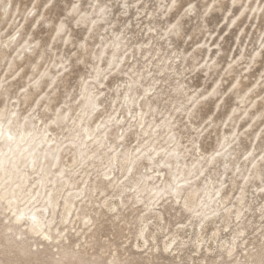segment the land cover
Here are the masks:
<instances>
[{
  "label": "rangeland",
  "instance_id": "obj_1",
  "mask_svg": "<svg viewBox=\"0 0 264 264\" xmlns=\"http://www.w3.org/2000/svg\"><path fill=\"white\" fill-rule=\"evenodd\" d=\"M14 117L0 264H264V0H0Z\"/></svg>",
  "mask_w": 264,
  "mask_h": 264
},
{
  "label": "bare ground",
  "instance_id": "obj_2",
  "mask_svg": "<svg viewBox=\"0 0 264 264\" xmlns=\"http://www.w3.org/2000/svg\"><path fill=\"white\" fill-rule=\"evenodd\" d=\"M15 120L16 117H14L11 120V123L7 126H3V124L0 122V180L4 176H6V178L11 180L12 182L15 181L17 178L19 180L20 186L24 187L27 182L28 175L26 173L18 172V169L13 164L8 169H6L7 161L5 159V156L8 155V153L13 154L15 150L18 151L19 155H21L23 159H26L27 161L26 164L28 165L27 167L30 168V170H32L39 163L38 161L39 159L44 158V156L45 157L49 156L51 155V153L53 155V151H55V147L53 145H49L51 143V139L48 138L46 139L45 135H43L37 143L34 141L35 137L38 134L34 136H30V134H33L35 130L32 127L33 126L32 122L26 123L24 125L26 126L24 129L20 130L19 132H16L15 128H17V126L13 125V122ZM38 146L44 148L42 152L44 154L43 157L40 155L41 152L38 150ZM55 202L56 199L53 197V195L50 194L46 196V205L53 207L55 205ZM71 204L72 201H66L64 203L66 207V211L70 209ZM43 214L44 211H34L28 214L26 222L30 233L38 234L41 231L43 225L42 224ZM24 215H25V210H21L16 215L15 221H19V218Z\"/></svg>",
  "mask_w": 264,
  "mask_h": 264
}]
</instances>
